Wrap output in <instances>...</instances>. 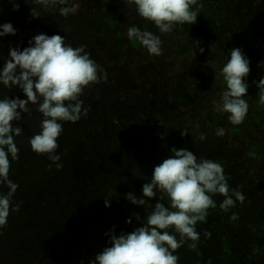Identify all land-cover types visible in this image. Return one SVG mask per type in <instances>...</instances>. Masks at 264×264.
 Returning <instances> with one entry per match:
<instances>
[{
	"label": "trees",
	"instance_id": "1",
	"mask_svg": "<svg viewBox=\"0 0 264 264\" xmlns=\"http://www.w3.org/2000/svg\"><path fill=\"white\" fill-rule=\"evenodd\" d=\"M16 2L19 10L13 11L9 0H0V24L11 22L17 29L16 35L0 39V56L7 57L10 46L27 47L37 34H59L72 47L85 45L90 58L107 73L106 82L92 84L81 96L89 109L87 116L75 123L64 122L57 152L64 171L81 175L87 167L97 172L94 190L105 188L110 207L95 200L93 188L89 189L86 181L88 201L78 198L74 205L84 211L95 209L99 221L91 219L81 225L73 217L59 229L63 235L58 227L55 233L51 225H44L47 205L53 207L52 211H60L58 220H64V211L50 197L59 178L47 179L38 164L44 155L30 149L29 138L39 131L41 120L32 105L29 114L13 122L23 131L15 138L19 159L10 162L9 178L19 185L14 197L22 200L20 207L25 200L33 201L40 218L29 223L21 208L11 212L13 218L8 219L0 235L11 227L19 233L25 228L31 235H27L24 248L15 239L3 245L10 255L7 264H88L106 246L104 233L113 225L116 234L142 226L139 221L148 210L133 204L131 209L125 195H141L154 166L167 158L172 147L220 162L230 187L238 188L245 196L243 203L237 202L228 212L219 207L223 197L213 196L217 207L208 209L206 222L197 223L200 236L196 248L189 247L191 241L178 248L174 253L179 256L178 264H264V104L256 97L264 95L256 87L264 77V65L258 66L264 62V0H198L194 7L201 10L196 23L166 34L137 16L128 0H79V10L67 17L59 15L58 8L45 10L36 0ZM31 11L40 17L32 18ZM132 25L159 35L163 54L149 55L135 41L129 40L135 43L133 46L126 44V31ZM196 40L200 44L194 49L191 42ZM234 47L241 48L250 60L246 78L249 87L243 97L249 109L239 125L231 124L227 113L213 107L226 87L220 69ZM5 96L26 99L18 89L0 86V98ZM256 119L258 123L251 125ZM218 128L224 129L223 136L215 134ZM185 130L188 134L181 136ZM201 133L206 136L204 141L198 138ZM47 163L52 165L51 161ZM105 177H109L107 184L103 182ZM78 180L70 178L67 188ZM26 187L31 194L24 192ZM67 206L63 204L64 209ZM108 209L116 211L109 213ZM233 213L236 219L231 218ZM129 217L131 224L125 223ZM39 227L46 231L36 246L32 232ZM57 232L64 237L54 238ZM205 232L211 235L206 238ZM76 253L82 256L80 261Z\"/></svg>",
	"mask_w": 264,
	"mask_h": 264
},
{
	"label": "clouds",
	"instance_id": "2",
	"mask_svg": "<svg viewBox=\"0 0 264 264\" xmlns=\"http://www.w3.org/2000/svg\"><path fill=\"white\" fill-rule=\"evenodd\" d=\"M45 10L58 8L59 15L75 14L80 7L79 0H36ZM13 11L19 10L16 0H9ZM137 16L150 22L159 33H170L183 25L196 23L200 7H194L198 0H128ZM32 18L40 17L32 14ZM17 29L11 22L0 24V39L16 35ZM126 36L138 42L149 55L163 54L159 35L141 30L136 25L128 27ZM27 47H9L7 57L0 56V86L16 88L26 99L18 97L0 98V229H3L10 212L18 211L20 205L13 203L19 187L9 178L10 162L19 159V148L15 138L23 129L13 122L20 121L31 112V106L41 114L39 131L29 138L30 149L36 154L46 155L48 160L61 168V156L57 149V138L63 131L64 122L75 123L87 116L89 109L81 99L86 88L92 84L107 81L106 71L87 52L86 46L72 47L64 36L44 33L33 36ZM195 49L199 40L192 41ZM203 53L204 48L200 47ZM264 65L260 62L258 66ZM250 60L239 47L229 53L226 63L220 69L224 90L213 104L214 110L228 114L233 125L241 124L249 109L244 99L249 84ZM256 87L264 92V77ZM264 104V95L259 97ZM23 114V115H22ZM162 125V124H161ZM188 132L181 131V136ZM217 136L225 134L218 128ZM163 139V134H161ZM199 140L206 136L199 134ZM51 166V165H50ZM223 197L219 207L228 212L237 202L243 203L245 196L238 188L230 187L223 165L213 159L198 157L186 148L172 147L166 159L154 166L150 181L144 183L141 195L129 192L125 199L133 205L147 209V215L139 221L142 225L131 232L116 234L115 225L104 236L106 246L88 261V264H178L175 251L188 241L191 249L196 248L200 234L196 231L198 222H206L208 209L217 207L215 195ZM155 198L156 202L152 203ZM104 206L110 207V200L104 198ZM136 218V216H135ZM232 219H236L233 213ZM137 219V218H136ZM125 223L131 224L132 217ZM211 235L205 232L207 238Z\"/></svg>",
	"mask_w": 264,
	"mask_h": 264
},
{
	"label": "rangeland",
	"instance_id": "3",
	"mask_svg": "<svg viewBox=\"0 0 264 264\" xmlns=\"http://www.w3.org/2000/svg\"><path fill=\"white\" fill-rule=\"evenodd\" d=\"M126 44L128 45H135L134 44H131L129 42V39H127L126 41ZM4 56V55H3ZM5 57V56H4ZM126 58H127V55H126ZM127 62V60H126ZM2 63V62H0ZM261 95H256L257 97V100H259V97ZM251 125H255L258 123L257 119L256 120H252L251 122ZM28 148V147H27ZM50 160H48L47 156L44 155V159L43 161H41L40 163V168H42L43 170V173L44 175L47 177V179H49L50 181H55V179L58 177L59 179L57 180L58 183L55 184V188L52 187L51 191H52V194L50 197L53 198V202L56 203L57 205V208L58 209H61L64 211V213L61 215L62 218L64 220H58L57 217V212L59 210H56V211H52L53 207L50 205L47 207L44 208V210L46 211L44 214L45 218H44V225H51V227L54 228L55 230V233H56V228L58 227V230L61 229L64 226H67L68 225V222L73 220V217L81 224H85L86 222H89L91 219L93 221H99V215L98 213L95 211V209H87L86 211L82 210V209H79V207H76L75 205L78 204V198L79 200H86L88 201V189L86 187V181L88 182L89 184V189L93 188L92 189V195L94 194L96 196L95 200H97L99 203L101 204H104V198H107L106 197V194H104V189L99 191V192H96L94 190V186L96 184V181L94 180V173H96L97 175V172H92L90 171V169H88L87 167H85L84 169H82L81 171V175L78 173H76V171H64L63 167L59 168V170H54V164L52 163V165L50 166L49 162ZM100 166V165H99ZM98 166V167H99ZM12 172L9 170V175L11 174ZM51 175V176H50ZM78 175L80 177H78ZM88 176H91V180L89 178L85 179V177H88ZM70 178H77L79 179L77 183H72L70 182L69 183V188H67L66 186V183L67 181L70 179ZM108 178L109 177H105V179L103 180L104 184H107V181H108ZM98 184V183H97ZM106 187V186H105ZM29 188V187H28ZM27 187L24 189V192L27 194V193H32V191H30V189H28ZM65 190V191H64ZM99 196V197H98ZM22 200L18 199L17 197H14L13 198V203H20ZM25 204L22 205L20 208L23 210V214H24V219H26V221H28L30 223V220L33 219V220H37L39 219L40 217L36 214V212L34 211L33 207V201L31 200H25ZM32 202V203H31ZM64 203H68V206L64 209L63 207V204ZM75 204V205H74ZM128 206H130V208L132 209V203L127 201L126 203ZM28 205V207H27ZM70 205V206H69ZM72 205V206H71ZM25 207V208H24ZM106 211V210H105ZM110 211L114 212L116 210H109L108 209V212L110 213ZM60 212V211H59ZM11 214V212H10ZM9 214L8 216V219H12L13 217H11ZM118 214L120 216H123L120 212H118ZM61 218V219H62ZM82 219V222H80ZM143 219V218H142ZM141 219V220H142ZM140 220V221H141ZM65 221V223H64ZM7 223L8 220H7ZM67 224V225H66ZM62 226V227H61ZM44 227V226H43ZM69 227V226H68ZM45 228V227H44ZM44 228H41L39 227L38 229H35L36 231H34V233L32 232V236L34 237L35 236V240H34V243H36L35 245H39L38 243V240H39V237L41 236V234L45 233V229ZM51 229V228H50ZM1 230V229H0ZM23 233H19L17 232V230H15L14 228L11 227L8 228L7 230H3L1 232V235L0 237L3 239L0 241V264H7L8 263V260L10 258V255L7 253V251L5 250V247L3 245H8V242L9 240L11 239H15V240H19L21 243H18L20 246H22L23 248L25 247V242H26V239H27V235H31L30 231L23 228ZM60 231V230H59ZM78 234L80 233V237L82 236V233L80 230H78ZM92 232V231H91ZM94 233V232H93ZM92 233V234H93ZM60 234L63 235L60 231ZM58 232L57 234L54 236L55 237H58L59 239H62L64 236H61ZM67 239H69L70 236H65ZM24 240V243L22 242ZM12 242V241H11ZM28 244V243H27ZM5 245V246H6ZM3 246V248H2ZM21 248V249H23ZM76 254H79L78 256V260L80 261L82 258L80 253H76ZM76 259V260H77ZM16 262V261H15ZM75 263H77L75 261Z\"/></svg>",
	"mask_w": 264,
	"mask_h": 264
}]
</instances>
